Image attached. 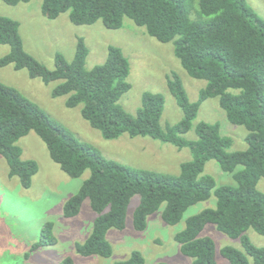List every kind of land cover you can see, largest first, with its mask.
Listing matches in <instances>:
<instances>
[{
    "label": "trees",
    "instance_id": "trees-1",
    "mask_svg": "<svg viewBox=\"0 0 264 264\" xmlns=\"http://www.w3.org/2000/svg\"><path fill=\"white\" fill-rule=\"evenodd\" d=\"M1 1L17 6L33 0ZM66 13L74 25L91 26L101 21L110 30L123 28L128 18L145 27L159 42L173 43L175 55L188 74L208 83L199 101L190 100L178 74L169 75L168 87L183 119L163 129L166 101L162 94L144 93L136 115L120 104L132 89L128 81L131 64L121 48L110 46L106 62L88 70L90 50L80 37L74 59L69 61L58 53L56 68L50 69L26 51L20 22L1 15L0 45L10 46L11 51L1 59L0 66L28 70L32 79L46 84L58 82L53 97H68L66 106L70 109L82 106L83 118L106 140L124 135L150 137L179 150L189 149L193 159L181 165L179 175L124 166L103 157L95 146L80 142L16 88L0 82V155L9 164L10 176L18 177L25 189L33 185L39 164L24 160L18 144L32 131L70 178L91 172L64 207V216L72 219L90 200L98 215L87 240L75 245L83 257L113 256L108 233L126 228L128 210L136 196L141 197L134 213V228L139 232L147 230L149 219L163 205L164 223L176 226L191 207L215 196L216 207L190 217L185 229L176 235L182 254L191 258L192 264H218L215 240L203 235L208 225H215L231 239L241 240L243 250L233 246L221 250L230 264H264V247L256 246L247 235L253 229L264 236V192L258 188L264 179V19L248 0L43 1L42 14L46 18L55 20ZM212 98H219L231 124L248 131L246 150L230 152L233 140L222 134L219 123H200L196 129L198 139L185 137L194 127L201 104ZM211 161L218 162L236 186H218L213 176L205 174ZM54 231L55 224L48 222L32 251L56 245ZM61 264L75 263L68 257ZM116 264H146V258L134 251L128 260Z\"/></svg>",
    "mask_w": 264,
    "mask_h": 264
},
{
    "label": "rangeland",
    "instance_id": "rangeland-1",
    "mask_svg": "<svg viewBox=\"0 0 264 264\" xmlns=\"http://www.w3.org/2000/svg\"><path fill=\"white\" fill-rule=\"evenodd\" d=\"M43 1L33 0L27 4L10 6L0 0V15L20 22L26 51L48 68H56L58 53L72 61L77 41L82 37L90 50L86 63L88 70L106 62L110 46L121 48L129 59L131 73L128 81L132 89L120 104L131 115H136L142 107L144 93L153 92L165 97L166 105L161 120L163 129L179 123L183 119V112L168 87V76L173 73L181 77L190 100L199 101L201 91L208 83L188 74L175 55L173 43L159 42L148 34L145 27L137 26L128 18L119 30L107 29L101 21L91 26H77L70 21L68 13L50 20L42 14ZM248 3L264 19V0H248ZM10 51V46L0 45V61ZM0 82L16 88L67 128L80 142L95 146L103 157L124 166L179 175L181 165L193 159L189 149L179 150L150 137L131 138L124 135L117 140H106L99 130L83 118L82 106L70 109L66 106L68 97H53L58 82L46 84L41 79H32L28 70L18 71L13 65L0 66ZM203 122L221 125L222 134L233 140L230 152L248 148V131L229 122L219 98L208 99L201 104L194 127L185 137L189 140L198 139L196 129ZM18 144L23 149V159L36 161L39 172L33 178L32 187L25 189L18 177L10 176L9 164L0 155V264H61L68 257L75 264H116L128 260L134 251L142 252L146 264L193 263L191 258L182 254L175 237L185 229L190 217L216 207L215 196L191 207L176 226L164 223L163 205L162 210L149 219L148 228L144 232L134 228V213L141 202V197L136 196L128 210L126 228L123 231L113 229L108 233V240L114 248L113 256L109 259L83 257L78 254L75 245L87 240L98 215L90 200L84 202L80 214L72 219L64 216V207L79 192L91 172L87 171L78 179L70 178L53 161L46 144L34 131L23 137ZM205 174L213 176L218 186H236L233 177L225 173L216 161L207 164ZM258 188L264 192V179ZM48 222L55 224L57 243L33 252L32 248L40 242ZM203 235L215 240L218 264H230L221 255L222 248L233 246L243 250L240 239H231L215 225H208ZM247 235L256 246L264 247L263 235L253 229Z\"/></svg>",
    "mask_w": 264,
    "mask_h": 264
}]
</instances>
